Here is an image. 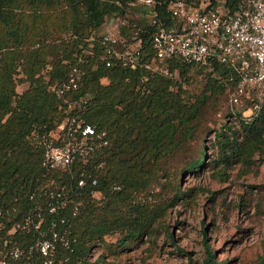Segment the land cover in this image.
<instances>
[{"label": "trees", "instance_id": "trees-1", "mask_svg": "<svg viewBox=\"0 0 264 264\" xmlns=\"http://www.w3.org/2000/svg\"><path fill=\"white\" fill-rule=\"evenodd\" d=\"M134 1L0 0V210L19 208L17 214L0 215V248L11 238L21 246L32 241L29 235L9 236L7 231L28 211H36L47 185L64 187L69 210L78 207L71 227L73 251L59 248L58 256L82 257V264H115L107 257L144 243L168 210L188 195L171 180V162L199 135L208 101L233 90L238 75L222 63L202 66L176 58L163 62L167 73L140 66L155 57L154 27L140 14L129 17ZM172 1L155 0L168 23ZM238 2L227 0L232 9ZM110 18L128 20L129 26L121 29L127 43L135 27H142L136 34L141 48L135 67L106 52L101 29ZM74 67L79 70L77 87L58 95L51 88L65 82ZM194 71L205 79L197 95L187 90ZM18 84H26L21 92ZM72 115L104 135L89 140L93 154L88 162L47 171L42 136H55ZM232 115L213 130L215 156L206 161L202 146L186 171L207 166L223 180L235 165L250 168L256 157L262 158L264 106L251 118L237 111ZM98 245L104 252L87 260ZM187 264L225 263L207 249L201 262L189 257Z\"/></svg>", "mask_w": 264, "mask_h": 264}, {"label": "built area", "instance_id": "built-area-1", "mask_svg": "<svg viewBox=\"0 0 264 264\" xmlns=\"http://www.w3.org/2000/svg\"><path fill=\"white\" fill-rule=\"evenodd\" d=\"M131 6L154 27L151 40L155 57L151 63L142 62L140 66L167 73L162 64L173 58L202 66L222 63L238 75L230 93L236 111L251 118L264 106V0H239L234 9L227 0H174L168 6L169 23L160 17L155 0H136ZM122 26H129L127 19H107L102 27V42L108 54L125 66L135 67L141 48V38L136 34L142 27H135L132 41L127 43ZM78 79L79 70L74 67L65 82L51 89L62 96L77 87ZM94 135L102 139L104 133L96 134L94 128L75 115L65 117L55 136H42V166L47 171H66L74 162H88L93 154L89 140ZM83 184L84 179L80 178L78 185ZM64 189L47 185L36 211H28L12 224L7 231L9 236L29 235L33 239L24 246L13 238L5 240L0 248V264H82V257L58 256L59 248L72 252L76 242L71 227L78 207L69 210V196ZM11 212L17 214L18 206L0 210V215ZM93 253L92 249L87 260H95Z\"/></svg>", "mask_w": 264, "mask_h": 264}, {"label": "rangeland", "instance_id": "rangeland-1", "mask_svg": "<svg viewBox=\"0 0 264 264\" xmlns=\"http://www.w3.org/2000/svg\"><path fill=\"white\" fill-rule=\"evenodd\" d=\"M130 18H138L136 8ZM103 28L101 29L102 32ZM204 75L190 74V94H199ZM26 84H18L21 92ZM231 89L208 101L203 108L199 135L170 165V177L181 190L189 192L159 220L152 236L138 247L107 257L115 264H187L188 258L202 261L206 250L225 264H264V155L250 168L240 164L221 179L207 166L189 173L185 167L199 157L205 146V160L215 156L213 130L226 118L234 119L236 106L230 102ZM210 132H207L209 131ZM164 181V178L160 179ZM160 193L162 189L157 188ZM172 196V191L165 190ZM171 234V236H170ZM206 239V240H205ZM93 255L104 252L95 246Z\"/></svg>", "mask_w": 264, "mask_h": 264}]
</instances>
